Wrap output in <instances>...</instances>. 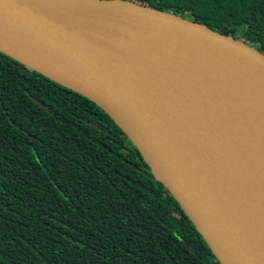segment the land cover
<instances>
[{
	"label": "water",
	"instance_id": "obj_1",
	"mask_svg": "<svg viewBox=\"0 0 264 264\" xmlns=\"http://www.w3.org/2000/svg\"><path fill=\"white\" fill-rule=\"evenodd\" d=\"M0 52L100 107L220 264H264V57L123 0H0Z\"/></svg>",
	"mask_w": 264,
	"mask_h": 264
},
{
	"label": "trees",
	"instance_id": "obj_2",
	"mask_svg": "<svg viewBox=\"0 0 264 264\" xmlns=\"http://www.w3.org/2000/svg\"><path fill=\"white\" fill-rule=\"evenodd\" d=\"M252 44L264 0H123ZM0 264H220L95 103L0 52Z\"/></svg>",
	"mask_w": 264,
	"mask_h": 264
},
{
	"label": "built area",
	"instance_id": "obj_3",
	"mask_svg": "<svg viewBox=\"0 0 264 264\" xmlns=\"http://www.w3.org/2000/svg\"><path fill=\"white\" fill-rule=\"evenodd\" d=\"M243 40V39H242ZM244 41V40H243ZM244 42H246V43H248L249 45H252V44H250L249 42H247V41H244Z\"/></svg>",
	"mask_w": 264,
	"mask_h": 264
}]
</instances>
